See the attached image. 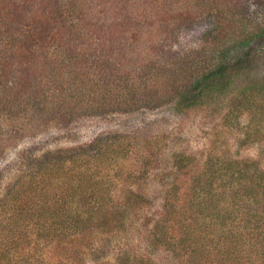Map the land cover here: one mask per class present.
I'll return each instance as SVG.
<instances>
[{
    "label": "trees",
    "instance_id": "obj_1",
    "mask_svg": "<svg viewBox=\"0 0 264 264\" xmlns=\"http://www.w3.org/2000/svg\"><path fill=\"white\" fill-rule=\"evenodd\" d=\"M249 1L0 0V158L51 127L163 105L177 113L216 105L229 127L249 115L245 139L257 140L250 130L264 121V81L246 77L264 56V0L253 11ZM202 17L212 23L208 44L177 47ZM153 147L115 133L24 150L0 198V264H264L260 162L213 150L183 191L181 175L196 158L166 161ZM157 161L166 162L164 201L145 248L86 262L95 236L136 232L137 215L156 203L145 183Z\"/></svg>",
    "mask_w": 264,
    "mask_h": 264
},
{
    "label": "rangeland",
    "instance_id": "obj_2",
    "mask_svg": "<svg viewBox=\"0 0 264 264\" xmlns=\"http://www.w3.org/2000/svg\"><path fill=\"white\" fill-rule=\"evenodd\" d=\"M250 10H255L256 0L249 1ZM212 23L206 17L198 19L191 26L185 28L179 35L177 47L184 49L199 47L208 44L206 33L210 31ZM247 83L264 81V56L256 63L254 69L246 77ZM225 110L216 105L193 108L184 113H177L168 105L153 109H141L130 113H115L99 117H87L80 119L67 128L51 127L34 136H26L15 144L10 145L0 158V198H2L9 186L18 177L19 166L17 164L20 154L32 148L40 153L44 150L58 148H71L91 142L98 136L115 133H135L138 137L150 138L155 147L156 155L166 158V161L175 153H184L194 156L195 163L191 169H186L181 175L183 191L188 188L193 175L202 169L205 160L215 150L232 158H244L258 160L264 167V121L251 125V132L257 140L245 139L246 127L252 119L245 115L234 126L224 124ZM259 129V130H258ZM252 134V133H251ZM214 152V151H213ZM166 165L158 161L153 163L152 180L146 184L147 192L153 206L137 215L138 229L134 234L97 235L84 247L83 258L86 262L115 261L123 247L138 246L145 248V233L151 228L150 219L158 213L160 201L163 200L162 176L159 172L167 170ZM171 170H168V173ZM162 173V172H161ZM169 176V174L167 175ZM167 182V180H166ZM157 188V190H155ZM167 254L164 250H158L159 261H166Z\"/></svg>",
    "mask_w": 264,
    "mask_h": 264
}]
</instances>
